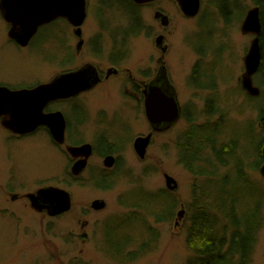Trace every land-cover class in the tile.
<instances>
[{
    "label": "rangeland",
    "instance_id": "1",
    "mask_svg": "<svg viewBox=\"0 0 264 264\" xmlns=\"http://www.w3.org/2000/svg\"><path fill=\"white\" fill-rule=\"evenodd\" d=\"M108 2L88 0V18L83 27L87 40L105 35L103 58L108 57L115 42L122 41L115 30L129 29L133 19L129 3H115L113 0L111 7L117 10L107 12L98 9L102 3L107 5ZM235 3L236 0H201L200 12L193 19L186 18L178 3L172 0H156L137 7L142 26L137 35L129 34L125 40L128 52L125 67L137 77L141 76L146 83L149 80L147 76L155 75L157 60L162 57L185 116L173 128L154 134L146 158L141 161L135 154L133 141L151 130L145 112L136 119V102L124 97L122 87H117L114 79L86 94L82 104L91 119L79 130L86 140L100 132L101 127L94 123L96 115L106 113L113 116L114 113L121 116L117 117L119 122L115 125L119 131L109 138L117 143L123 141V148L117 152L121 163L114 170L115 176L108 181L112 182V189L104 191L90 184V171L82 177L81 183L86 185L70 186L67 183L70 182V166L66 155H57L55 149L39 135L10 142V155L6 154L4 145L8 142L4 141V134L0 131V264H187L193 254L186 239L190 224L188 205L197 180L180 163L182 152L179 146L185 144L184 133L190 124L201 126L208 123L210 127L220 120L224 122L204 131L207 138L216 141L217 149H223L224 163L216 158L208 140L203 153L204 159L216 165L217 177H222V181L212 182L202 177L198 185L215 196L220 195V200L229 197L228 191L239 209L252 208L264 198L261 165L256 168L260 138V126L257 124L259 101L253 105L237 92V81L244 70V48L250 44L251 38L239 30L234 32L232 21L226 23L217 11V4H221L227 16L231 17L230 7ZM238 3L244 13L254 7V0H238ZM156 10L168 15L170 24L167 28L155 19ZM103 19H106L104 29L100 25ZM235 22L234 25H238ZM5 29L0 17V80L30 84L44 76L49 60L56 62L59 59L53 45L55 37L47 41L43 51L19 50L5 40ZM50 30L47 35H56V27ZM161 34L165 35L168 47L165 54L156 46V39ZM229 41L227 53L222 60L216 59L215 66L218 64L219 67L215 69L210 64L215 59L214 52L222 47L221 44L225 43L223 47H226ZM91 54L89 47H85L75 57L74 65L91 59L108 63L91 57ZM108 65L104 64L105 68ZM195 66L199 82L193 78ZM54 68L49 65L48 73L56 71ZM233 74L231 81L229 76ZM211 81L213 87L196 84ZM207 98L215 100L211 102L213 107L206 106ZM250 125L254 128L253 134L245 132ZM90 164L92 169H96L98 159L92 158ZM12 171L15 181L22 179L30 187L37 181L68 190L73 199L71 211L49 218L30 209L24 200L12 201L9 195ZM165 174L175 178L177 189H167ZM95 199L106 202L103 211L95 212L90 208ZM123 201L138 203L141 207H125ZM182 210L184 214L179 219L178 214ZM262 213L264 215V205ZM120 250L123 252L119 253ZM251 264H264V222Z\"/></svg>",
    "mask_w": 264,
    "mask_h": 264
},
{
    "label": "flooded vegetation",
    "instance_id": "2",
    "mask_svg": "<svg viewBox=\"0 0 264 264\" xmlns=\"http://www.w3.org/2000/svg\"><path fill=\"white\" fill-rule=\"evenodd\" d=\"M108 1H109L107 3L108 6L105 5L104 3H102L98 9L102 8V9L106 10L107 12L112 11V10H117V8L113 9L114 7H111L114 4V3H111V1L113 2V0H108ZM114 1H115V3H122V2L129 3L128 6H130L133 9L130 11V17H132L133 19L131 21L132 24H131L129 29L126 27L125 28L122 27V29H120L119 31L115 30V33L119 34V36L122 37L121 38L122 41L120 43L115 42V45L112 48V50L109 52V55L107 58H103L102 53H101V52H103L102 46L104 43L105 35L104 36L98 35L96 39L91 38L90 40H87V38L84 34L85 32H84L83 27L85 26V23H86L87 18H88V12H87L88 0H86V18H85V20L81 26L73 25L66 17H58L57 19L40 26L29 37L28 40H23L22 38L18 37V36H22L21 35L22 32L19 29V26H17L16 30L12 31V24L9 23L5 19L4 15L2 14V11L0 10V17H1V19L4 22L5 27H6L5 33H4L5 40H7L10 44H13L19 50L43 51V49H46V47L48 45L47 41L48 40L52 41V39L55 37V44H53V45H54V49L57 50V54H58V58H59V59H57L56 62L49 60L48 64L46 65V69L44 71L45 72L44 76L42 78L37 79L30 84H27L25 82L11 83L8 80L7 81L6 80H0V88H8L11 91L35 89L40 85L49 84V83L53 82L56 78H59V77L65 75V74H68V73L76 72V71H78L84 67H87V66H92L96 70L98 77H99L98 84L96 86H94L93 88H91L90 90L84 91V92L77 94V95H74V96H70L68 98H58L55 100H51L44 107V109H43L44 115H50V114H54V113H58V112L63 114L64 120H65V135H64V142H62V143L55 140V138L52 134L51 126H49L47 124H40L29 132L21 133V132H17L16 130L9 129V128L4 126V123L6 121L11 120V114H6V113L1 114L0 115V131L4 134V141L8 142V144L6 143L4 145L5 149H6V154L10 155V150H11V144H9L10 142L23 140V139H31L34 136L39 135V137H41L44 141L48 142L53 147V149H55V152L57 155H60V154L66 155V157L69 161L68 164L70 166V171L68 174L70 182H67V183L70 186H73L74 184L79 185L82 182L83 175L87 171H90V174H89L90 176H88L89 177L88 179L91 180L90 184H93L94 187L99 188V189L104 190V191H108V190L112 189L113 184H112V182H108V181L110 178L115 176L114 170L121 163L120 157H119L117 152L123 148L122 147L123 145L121 144L123 141L121 143L120 142L117 143V141L114 142L112 140L114 142L113 143L112 141L109 140V138L111 137L110 135H114V134L116 135L117 132L119 131V127H117V129H115V125L117 124V122H119L118 118H120L121 116H115L114 113H113V116H108V115H106V113L105 114L100 113V114L96 115L94 123H95V125L101 127L100 132L98 135L93 134L90 140H86V138L80 134L79 130L82 126H84L86 123L89 122L91 117H90L89 112H88L87 108L85 107V105L82 104L83 97L88 93H92L102 83H106V82L109 83V82H111L112 79H114L113 81H117V87H119V86L122 87V94L124 95V97H129L131 101L136 102V106H135V110L137 112L136 113L137 114L136 119H139L140 118L139 116L143 115V113L145 112V95H146L147 88L150 85L157 86V87L161 88L166 93L171 92L172 90H174L176 92V89L171 82V79L169 77L167 68L165 66V63H164L162 57L158 58V60H157L158 67L156 69L155 75L151 78L149 76H147L149 80L146 83L141 76L137 77L136 76L137 74L136 75L133 74L129 68L125 67V64H127L126 58L128 55V52L125 50V44H126L125 40L129 36V34L137 35V33L140 31L141 26H142V23L140 21L141 17L138 15V12L136 9L138 6H142L144 4H141V5L136 4L133 0H114ZM172 1L177 2V0H172ZM0 2H1V0H0ZM148 4H150V3H148ZM253 5H254L253 8H255V7L259 8L261 32L258 35H256L255 33H244L242 30V26H243V23H244L247 15H248V12L253 8L248 9L244 13V11H241L239 9V3H238V0H236V3L234 4V6L230 7L231 17L227 16L226 11H225V9L222 8L221 4H217V6H218L217 11L219 12V14H218L219 17L225 19L226 23L227 22L229 23L230 21H232V25L234 27V32H236V30L237 31L239 30L242 35L248 36L249 38H251L250 44L247 46V48H244L245 55L242 59L244 70H243L241 77L237 81L238 82L237 92L242 96V98L245 101H247V102L251 101L250 103H252L253 105L256 102V100L259 101V105H258L259 106L258 107L259 115H258L257 124H259V126H260V129H259V131H260L259 137L260 138H259V142H258L259 144L257 146V148H258L257 150H258V156H259L258 160L261 161V166H262V164H263V146H264V1L262 3H257L254 0ZM104 10H102V12ZM159 12L163 13L164 15H166L168 17V15L165 14L161 10H156L154 14L156 15V13H159ZM101 15H102V18H105L104 14H101ZM155 15H154V17H155ZM195 17H186V18L193 19ZM155 19L160 21L163 28H167L170 24L169 17H168V20H169L168 25H163L161 18L157 19L155 17ZM99 21H101V20H99ZM105 21H106V19H103L101 21V24H100L103 29L106 27V25L104 24ZM235 21H237L238 25H234V23H236ZM52 27H56V32H54L56 35H50L49 36V35H47V33L49 31H51L50 29ZM71 36H72V41H70V43H69V38H71ZM159 36H163V44L161 46L156 44V46L158 49L161 50L162 54H165L168 51V47L165 44V35L161 34V35H158V37ZM257 36L259 37V44H260V49H261V62H260V65L258 67V70L251 77V80H252L253 86L259 89V94L253 95L247 89L244 88L243 80H244V76L246 74L245 58H246V56H247V54L251 48L252 43L254 42V40L256 39ZM230 43L231 42L229 41V43L226 45V47H223V45L225 46V43L221 44L222 47L219 50H216L214 52L217 55H215V54L213 55L214 56L213 58H215V59H213V61H211L210 64H211V66H214L215 69L217 67H219L218 64L215 66L216 59L220 60V58H221V60H222V58H224L223 56L226 55L227 47H228V45H230ZM85 47H89V53H92L91 57L93 56L95 59L107 61L108 63H101V62H97V61L91 59L90 61L84 62L81 65L80 64L74 65L76 63L75 57L79 56L84 51ZM204 55H206V54H204ZM226 60H228V58H226ZM104 64H107V65L109 64V65L105 68ZM231 64H232V62H231ZM49 65L55 66L54 69L56 71L52 72V74L48 73V71H47V67H49ZM233 65H234V63H233ZM197 70H198L197 66H195L193 78H194V80L196 79L195 81L199 82L198 78L195 76ZM142 75H143V73H142ZM234 75L235 74H233L232 76H229L231 81H232V78ZM49 76H51V77L49 78ZM201 83H203V82H201ZM201 83H196V84L199 87H210V85H211V87H213V81H211V83H209V82L205 83L207 85H205L204 83L201 85ZM234 89H236V88H234ZM232 92H233V89H231V93ZM176 94H177V92H176ZM212 101L215 102V100H212L211 98H207L206 99V106L213 107L212 105L214 103H211ZM179 105H180V103H179ZM180 108H181V117H180V119H181L182 117L185 116V114L183 112L181 105H180ZM145 116H146V114H145ZM221 121L222 120H220L217 123L212 124L210 127H209L208 123H204L205 130L206 129L208 130V129L215 127V126H221L224 123V122L221 123ZM176 123H174L169 129L173 128ZM149 125H150V123H149ZM123 126H124V129L127 128L124 123H123ZM150 128H151V130L147 134L154 131L151 125H150ZM169 129H167V130H169ZM167 130H162V131H158V132L154 131L152 138H151L150 145L153 141V137H154L155 133L165 132ZM253 130H254V128H252V125H250V128L246 129L245 132H247L248 134L251 132L253 134V132H254ZM147 134L138 135L137 137H135V139L133 141V145H134L136 138H138L140 136H146ZM206 137H207V135H206ZM114 138H115V136L113 137V139ZM207 140L209 141L210 144H212L213 150L217 149L216 141L209 139V138L206 139V141ZM83 144H90L91 145L92 154H91L90 158L88 159L87 166H86L85 170L83 171V173L78 175V176H74L71 173V167L76 162L77 159H74L70 155V153L67 151V147L68 146H81ZM150 145H149V147H150ZM133 149H134V147H133ZM220 151H221V153H220ZM218 154H220V156ZM218 154H217L216 158L219 159L222 163H224V160L222 158V155H223V149L222 148H219ZM109 156L114 158V165L111 168H108L104 165L105 159ZM94 157H96L98 159V166H96V169L95 168L92 169L90 167L91 166L90 161ZM143 160H141V161H143ZM100 164H102V166H100ZM13 177H14V173L12 171V176H11L12 186H11V190L9 191V195H10L12 201L24 200L26 205H28L29 208L32 210L34 208H32V206H31V202L29 200V194H37V192L42 188H46L48 186H54V185H47V184H44L42 182L35 181L32 184L33 186L30 187L29 185H27L25 183L24 180L19 179V180L15 181L14 180L15 177L14 178ZM108 183H110L111 186ZM84 184L81 183L80 185L83 186ZM54 187H58V186H54ZM59 188H61V187H59ZM70 195H71V193H70ZM71 200H72V206H73L72 195H71ZM95 200H93V201H95ZM93 201H92V203H93ZM92 203L90 204V208L95 212L103 211L106 208V206H105V208L103 210L96 211L92 208ZM122 205H124L125 207L131 206V208L136 205L137 207H135V208H138V203L133 204L132 202H128V201H123ZM71 209H72V207H71ZM35 212H37V211H35ZM37 213L45 214L48 216L46 211L37 212ZM64 214H66V213H64ZM64 214H61V215L56 216V217L63 216ZM48 217L49 218H56V217H50V216H48Z\"/></svg>",
    "mask_w": 264,
    "mask_h": 264
},
{
    "label": "water",
    "instance_id": "3",
    "mask_svg": "<svg viewBox=\"0 0 264 264\" xmlns=\"http://www.w3.org/2000/svg\"><path fill=\"white\" fill-rule=\"evenodd\" d=\"M133 1L141 5L156 0ZM177 3L186 17H195L200 11L201 0H177ZM0 10L5 19L12 24V31L19 26L22 36L18 37L28 40L40 26L58 17H66L73 25L81 26L86 18V0H1ZM155 17L161 18L163 25H168V17L163 13H156ZM242 30L244 33L260 34L259 8L255 7L248 12ZM156 44L159 46L163 44V36L156 39ZM260 62L261 49L257 36L245 58L246 74L243 80L244 88L253 95H258L259 89L253 86L251 77L258 70ZM98 82L99 77L96 70L92 66H87L35 89L11 91L8 88H0V115L11 114V120L6 121L4 126L23 133L33 130L40 124H47L51 126L55 140L62 143L65 135L63 114L58 112L44 115V107L51 100L68 98L90 90ZM145 114L154 131L169 129L181 117V108L176 92L172 90L166 93L161 88L150 85L145 95ZM153 132L136 138L134 142V151L141 160L146 158ZM67 151L74 159H77L71 167V173L74 176L82 174L92 154L91 145L68 146ZM104 165L111 168L114 165V158L107 157ZM260 174L264 178V146ZM164 177L167 189L171 191L177 189L175 178L168 174H165ZM29 200L33 210L46 211L50 217L67 213L72 207L70 193L66 189L54 186L42 188L37 194H29ZM105 206L106 203L103 200H95L92 203V208L96 211L103 210ZM183 214V210L179 212V219H182Z\"/></svg>",
    "mask_w": 264,
    "mask_h": 264
},
{
    "label": "trees",
    "instance_id": "4",
    "mask_svg": "<svg viewBox=\"0 0 264 264\" xmlns=\"http://www.w3.org/2000/svg\"><path fill=\"white\" fill-rule=\"evenodd\" d=\"M255 1L262 3L264 0ZM204 131L205 125L190 124L184 133L185 144L179 146L182 152L180 163L193 174L194 180H197L192 189V201L188 205L190 224L186 239L193 254L187 264H251L258 233L264 222L262 213L264 198L256 202L252 208L239 209L228 191L229 197L220 200V195L215 196L198 185L202 177L212 182L222 181V177H217L216 165L203 157V153L206 152L204 145L208 139ZM213 151L217 156L219 149ZM260 165L261 161L258 160L256 168ZM214 184L221 187L219 183ZM140 207L138 205V208ZM120 251L119 253L123 252Z\"/></svg>",
    "mask_w": 264,
    "mask_h": 264
}]
</instances>
